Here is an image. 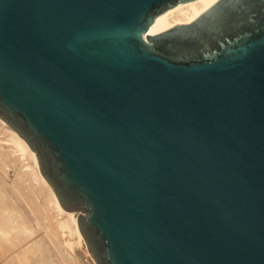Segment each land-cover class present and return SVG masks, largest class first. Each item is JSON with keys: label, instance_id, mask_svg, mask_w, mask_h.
Here are the masks:
<instances>
[{"label": "water", "instance_id": "95a60500", "mask_svg": "<svg viewBox=\"0 0 264 264\" xmlns=\"http://www.w3.org/2000/svg\"><path fill=\"white\" fill-rule=\"evenodd\" d=\"M0 0V118L96 264H264V0Z\"/></svg>", "mask_w": 264, "mask_h": 264}, {"label": "bare ground", "instance_id": "6f19581e", "mask_svg": "<svg viewBox=\"0 0 264 264\" xmlns=\"http://www.w3.org/2000/svg\"><path fill=\"white\" fill-rule=\"evenodd\" d=\"M216 1L218 0H189L181 2L158 15L149 28L148 33H159L177 24L191 22ZM0 133L5 134V137H7L6 139L0 137V139L13 142V146L16 147L15 150H17V152L15 151L16 154L20 153L19 156L22 158V160H20V157V159L18 158L21 164L18 163V160L16 161V165H19V167H15V165V168L13 166L11 168L7 160L10 153L8 152V155H4L0 152V173L8 179L16 177L15 179L19 178L27 183L30 205L39 206L41 209L47 210L48 205L51 203L57 211L55 223L60 228L62 235H67L64 237L66 238L65 243L67 242L73 248L82 246L84 253L90 255L78 228L76 214L64 210L61 206L55 191L39 169L36 153L25 139L1 118ZM5 146H8V144H5ZM5 156L8 157L5 158ZM8 217V215L0 217V264H36L32 242H24L23 238L20 237V229L22 225H25V219L19 222L20 217L18 219L15 217L14 221L10 220L8 222ZM59 243L62 245L64 241ZM62 253L66 260L71 257V253L69 255L66 253V248H63ZM74 264H79V261L75 260Z\"/></svg>", "mask_w": 264, "mask_h": 264}, {"label": "rangeland", "instance_id": "374dc122", "mask_svg": "<svg viewBox=\"0 0 264 264\" xmlns=\"http://www.w3.org/2000/svg\"><path fill=\"white\" fill-rule=\"evenodd\" d=\"M5 136V134L0 133L1 138L4 137L6 139L7 137ZM5 144H8V146H5ZM13 145L10 140L3 141L0 139V152L4 155L8 152L10 153L9 157L5 156V158L8 157L7 160L11 168L16 165L17 160L21 164L19 161L21 158L19 156L20 153L16 154L17 150H15L16 147ZM3 150L6 151L4 152ZM15 167H19V165ZM0 176V217L8 215V222L10 220L14 221L15 217L17 219L20 217L19 222L25 219L26 223L20 229V237L23 238L24 242H32L36 264H74L75 260H78L79 264H96L91 255L84 253L82 246L73 248L67 242V244L65 243L66 238L64 237L67 235H62L60 228L57 227L55 223L57 211L51 203L48 205L47 210H43L39 206L30 205L27 183L25 181L19 178L15 179L16 177L8 179L2 173H0ZM61 241H64L62 245L59 243ZM63 248H66L68 255L71 253V257L67 260L63 256Z\"/></svg>", "mask_w": 264, "mask_h": 264}]
</instances>
